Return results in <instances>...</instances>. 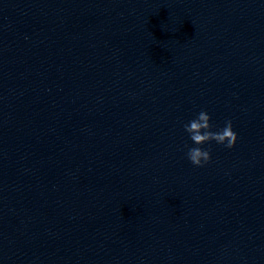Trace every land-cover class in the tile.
Here are the masks:
<instances>
[{
  "label": "clouds",
  "instance_id": "obj_1",
  "mask_svg": "<svg viewBox=\"0 0 264 264\" xmlns=\"http://www.w3.org/2000/svg\"><path fill=\"white\" fill-rule=\"evenodd\" d=\"M211 117L206 111H200L196 118L184 125V130L189 134L191 141L197 147H189L187 157L190 162L197 167H202L211 160L208 150L199 147L211 141L224 145L231 149L237 142V133L233 130L232 121L225 122V126L219 131H212Z\"/></svg>",
  "mask_w": 264,
  "mask_h": 264
}]
</instances>
